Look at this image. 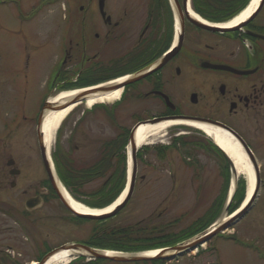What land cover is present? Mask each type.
Instances as JSON below:
<instances>
[{
	"label": "flooded vegetation",
	"instance_id": "obj_1",
	"mask_svg": "<svg viewBox=\"0 0 264 264\" xmlns=\"http://www.w3.org/2000/svg\"><path fill=\"white\" fill-rule=\"evenodd\" d=\"M51 1L61 11L47 96L121 84L112 106L127 110L135 102L129 133L153 120L193 118L223 125L250 148L228 119L264 122V24L256 18L215 33L191 24L184 0H43L38 10ZM18 3L7 5L18 10ZM34 17L25 12L21 20ZM39 114L28 122L0 115V264H46L69 244L63 213L72 222L73 215L59 197L55 167L47 171Z\"/></svg>",
	"mask_w": 264,
	"mask_h": 264
},
{
	"label": "rangeland",
	"instance_id": "obj_2",
	"mask_svg": "<svg viewBox=\"0 0 264 264\" xmlns=\"http://www.w3.org/2000/svg\"><path fill=\"white\" fill-rule=\"evenodd\" d=\"M9 2L11 0H0V115L7 112L17 113L21 120L25 118L28 122L38 116L46 97L53 98L60 93L47 96L49 82L56 71L54 63L57 52L54 50L52 35L53 24L58 16L54 15L61 10L59 4L52 1L44 8L40 7V10L38 6L43 0H20L17 4L20 7L18 10L13 7L11 9L7 5ZM25 12L35 17L31 21L22 22ZM256 20L264 24V6ZM105 105L111 108V104ZM131 106L127 110L121 106L111 111L113 121H110L106 112L97 110L89 113L90 107L83 102L69 113L55 132L49 150L50 157L59 140L61 150L71 151L76 161L94 160L95 148L100 142L114 138L119 128H132L133 121L129 114L136 110L135 102ZM78 121L80 123L77 126ZM228 121L250 144L260 168V182L254 205L230 228L212 236L197 249L181 253L171 260H163L164 264H264V122L253 123L245 117L239 121ZM258 128L261 130L253 133ZM29 134H32L31 128ZM180 136L185 138L184 146L177 144L179 149L167 151L163 160H159L155 152L144 150L146 147L154 150L156 146H166L171 138ZM208 141L211 142V139L202 132L181 125L169 128L154 144L140 147L138 153L141 154V159L136 162L135 186L130 201L110 225L135 222L164 225L172 222L169 229L177 234L201 218L221 194V190L224 192L225 187L227 192L221 211L213 223L196 236L222 220H227L230 213L227 212L226 205L231 185L233 181L243 180L245 202L249 188L248 176L243 172L232 175L229 165L222 163L220 157L207 146ZM213 146L218 149L214 144ZM95 187L96 185H91L88 190ZM70 219V214L64 212L62 242L70 245L87 241L96 228L95 224L74 220L72 222ZM174 220L180 222L173 224ZM227 237H234L242 245ZM89 262L84 259L80 264ZM101 264L138 263L106 261Z\"/></svg>",
	"mask_w": 264,
	"mask_h": 264
},
{
	"label": "trees",
	"instance_id": "obj_3",
	"mask_svg": "<svg viewBox=\"0 0 264 264\" xmlns=\"http://www.w3.org/2000/svg\"><path fill=\"white\" fill-rule=\"evenodd\" d=\"M190 1L192 10L202 19L210 23H225L245 9L251 0ZM114 109H116L114 106L108 108L107 106L96 105L89 110V113L100 110L106 112L108 119L113 121L111 120L113 118L111 111ZM79 123L80 121L76 125L78 126ZM128 136L129 130L119 128V132L114 138L103 140L99 143L100 145L95 148L96 158L87 162L76 161L72 157L73 153L71 151H62L58 145L59 140H57L55 151L52 154V161L60 182L74 199L90 208L103 209L111 205L119 197L126 184L125 148L128 142ZM184 139L183 137L173 139L171 147H154V150L144 148V150L155 152L156 157L159 160H163L168 150H178L177 144H185ZM207 146L220 157L222 163L225 162L228 164L222 152L216 149L210 141L207 142ZM186 155L187 157L189 156L188 153ZM140 159L141 154L138 153L137 160ZM227 170L226 167V172ZM91 185H96V187L88 190ZM236 187L227 210L230 214L241 206L245 197V187L242 179L236 182ZM222 191L201 218L177 234L172 233L169 229L172 222L164 225L154 224L153 222L110 225L111 221L121 214L128 203L115 217L109 219L87 220L73 216L72 220L77 222H92L95 224L96 228L93 234L87 241H83L85 245L94 249L122 253H138L171 248L193 238L213 223L223 207L227 187L224 188V192ZM177 222L180 221L174 220L173 224ZM227 238L242 245L241 241L234 237ZM83 260V258L76 259L70 264H80ZM104 262L106 261L96 260L90 261L88 264H101ZM143 264H164V262L162 260H150L143 262Z\"/></svg>",
	"mask_w": 264,
	"mask_h": 264
},
{
	"label": "bare ground",
	"instance_id": "obj_4",
	"mask_svg": "<svg viewBox=\"0 0 264 264\" xmlns=\"http://www.w3.org/2000/svg\"><path fill=\"white\" fill-rule=\"evenodd\" d=\"M260 0H251L250 3L246 6L245 9H243L238 15H236L234 18L229 20L228 22H225L224 24H220V27L224 28H235L237 26H240L242 23H244L249 16L254 12L257 5L259 4ZM188 14L191 18H194L198 21L199 17L195 15L191 8H190V2L188 0ZM121 80L116 81V83H119ZM92 88L89 89H81V90H68L61 93H58L53 98L48 99V104L51 108L46 110L44 112L43 118H42V135H43V143L44 147L46 148L47 153H49L50 147L53 144V139L55 132L61 125V123L66 119V117L69 115V113L81 105V103L76 102L73 105H65L68 102H70L72 99L76 98V96H83L85 104L87 107H93L96 104H111L113 102H116L120 99V90H114L107 93H90L93 92ZM86 93H88V96H85ZM56 105H64L67 107L62 108H52V106ZM175 125H183L188 126L191 128H195L199 131H201L207 138L211 139L216 146H218L225 154L228 156V158L231 160L233 167L235 168V174L245 173L246 176H248V183L249 188L247 192V198L246 203L248 199L251 197L254 184H255V177H254V170L252 167L251 162L249 161L247 155L243 151L240 144L232 137L228 132L206 124V123H198V122H190V121H165L160 122L158 124L154 125H142L140 126L135 134L134 143L137 149L142 147L143 145H151L154 144V142L163 136L165 132L175 126ZM163 134V135H162ZM131 153L132 149L128 146L127 148V155H128V165H129V172L131 168ZM52 173H54V170H52ZM59 185V190L62 194V197L64 200L68 203L70 208L77 212L78 214H85V215H98L101 213H107L109 212L113 206L118 204L125 196L126 191L118 198L116 203L112 206H108L105 209H91L89 207H86L77 201H75L68 192L63 188L59 182H57ZM232 188L233 183H232ZM224 221V220H222ZM159 251H151L144 254V256H155L158 254ZM108 255H118L119 253L115 252H108ZM73 257V252L70 249H63L59 251L58 253L54 254L46 264H67L70 259Z\"/></svg>",
	"mask_w": 264,
	"mask_h": 264
},
{
	"label": "water",
	"instance_id": "obj_5",
	"mask_svg": "<svg viewBox=\"0 0 264 264\" xmlns=\"http://www.w3.org/2000/svg\"><path fill=\"white\" fill-rule=\"evenodd\" d=\"M185 3V8L188 14V0H184ZM264 5V0H260L259 4L257 5L256 9L254 10V12L249 16V18L242 23L240 26H237L235 28H224V27H220V24H214V23H209L207 21L202 20L200 17L199 19H201L200 21L191 18L189 16V21L191 22V24H193L194 26L203 29V30H207V31H211V32H215V33H226V32H233L235 30L240 29L241 27H244L245 25H247V23H249L250 21H252L261 11L262 7ZM189 15V14H188ZM122 88V85H117V86H109V87H104L102 89H100L98 92L99 93H107V92H111V91H116L118 89ZM93 93V92H90ZM88 93H86L85 96ZM84 98L83 96H76V98L72 99L70 102H68L65 105H73L76 102H83ZM64 108L67 106L64 105H56V106H52V108ZM50 107V105L48 104V102H45V104L42 107V110L39 114V125H38V132L39 135L41 137L42 136V130H41V126H42V118L44 115V112L46 110H48ZM179 120H185V121H190V122H198V123H206L215 127H218L226 132H228L232 137H234V139L240 144V146L242 147L243 151L245 152V154L247 155L249 161L252 164L253 170H254V177H255V188L252 191L251 197L248 199L247 203L246 201L242 204V206L234 213L230 216L229 219L220 222L219 224H215L214 226H212L210 229H208L207 231H205L204 233H202L199 236H196L192 239H189L188 241L181 243L175 247L172 248H166L163 250H160L158 254H156L155 256H144V254H132V255H128V254H118V255H108V251H102V250H98V249H93V248H89L87 246L84 245H80V244H71V245H66L63 246L61 248V250L63 249H70L73 252V256H75L76 258L79 257H85L88 260H106V261H111V262H116V263H135V262H146L149 260H171L172 258H174L177 255H180L181 253L184 252H190L194 249H197L199 246L202 245V243H205L209 238H211L214 235H217L218 233H221L222 231L230 228L233 224H235L237 221H239L241 218H243L250 210V208L254 205L253 201H254V197H255V193H256V189L257 186L260 182V177H259V168H258V164L252 154V152L249 150V148L247 147V145L244 143V141L236 134L234 133L232 130L224 127L223 125L219 124V123H213L210 121H206V120H199V119H193V118H181ZM161 122L160 120H153L151 122H148L147 124L149 125H154ZM142 124H137L130 132L129 134V138H128V146L132 149V153H131V168H130V173L128 176V182H127V186L125 188L126 194L124 196V198L115 206H113V208L109 211V212H105V213H101L98 215H85V214H78L77 212H74L70 206L68 205V203L64 200V198L62 197V194H59V197L64 205V207L70 211L74 216L79 217V218H83V219H87V220H105V219H109L114 217L115 215H117L127 204L128 200L130 199L131 195H132V191H133V187H134V181H135V176H136V147H135V143H134V139H135V134L137 129L139 128V126H141ZM41 140L43 141V139L41 138ZM42 148L43 151L45 152L44 154L46 155V168L48 173L52 174V163L50 162V160L48 159V155L46 153V148L44 147V143L42 144ZM224 153V152H223ZM225 157L227 158V161L230 165V169H231V173L232 175H235V168L233 167V164L231 162V160L226 156V154L224 153ZM234 186H235V182ZM233 186V187H234ZM124 191V192H125ZM123 192V193H124ZM122 193V194H123ZM232 194V192H231ZM231 198H229V202L227 203L226 206L229 205ZM116 203V201H115ZM115 203H113L112 205H114ZM111 205V206H112ZM46 262V261H45ZM45 262L43 264H45ZM42 264V263H41Z\"/></svg>",
	"mask_w": 264,
	"mask_h": 264
}]
</instances>
